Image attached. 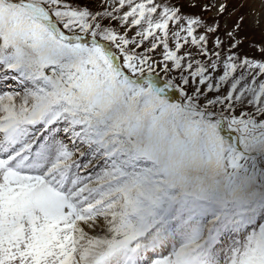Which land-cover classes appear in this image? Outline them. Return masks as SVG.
I'll return each instance as SVG.
<instances>
[{
  "label": "snow or ice",
  "instance_id": "obj_1",
  "mask_svg": "<svg viewBox=\"0 0 264 264\" xmlns=\"http://www.w3.org/2000/svg\"><path fill=\"white\" fill-rule=\"evenodd\" d=\"M197 6L0 0V264H264V47Z\"/></svg>",
  "mask_w": 264,
  "mask_h": 264
},
{
  "label": "rangeland",
  "instance_id": "obj_2",
  "mask_svg": "<svg viewBox=\"0 0 264 264\" xmlns=\"http://www.w3.org/2000/svg\"><path fill=\"white\" fill-rule=\"evenodd\" d=\"M197 4L193 11L209 22L218 23L217 34L226 43L231 32L241 42L243 52L259 58L258 48L264 47V0H197ZM204 4L211 6L209 11H203ZM221 4L225 5L223 12Z\"/></svg>",
  "mask_w": 264,
  "mask_h": 264
}]
</instances>
